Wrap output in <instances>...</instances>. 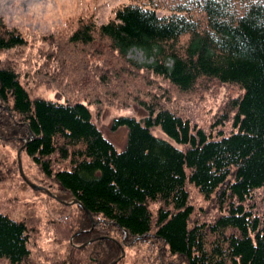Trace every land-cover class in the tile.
Wrapping results in <instances>:
<instances>
[{"label":"trees","instance_id":"16d2710c","mask_svg":"<svg viewBox=\"0 0 264 264\" xmlns=\"http://www.w3.org/2000/svg\"><path fill=\"white\" fill-rule=\"evenodd\" d=\"M158 1L130 0L103 23L80 17L67 44L93 58L95 70L108 69L104 56L112 48L134 69L181 92L199 79L236 86L239 92L206 127L136 93L149 115L118 120L129 128L118 151L93 120L88 99L31 95L13 63L29 39L0 16V142L16 144L48 184L64 210L58 216L65 219L58 223L64 236L75 230L73 242L92 237L83 247L69 242L56 264H120L121 245L139 248L138 264H264V0ZM133 47L150 61L129 59ZM56 60L52 72L46 63L36 70L40 82L56 88L70 76L74 86L82 77L85 86L89 65L76 70L70 61V71L62 56ZM120 77L125 91L127 80ZM70 88L67 83L68 94ZM121 91L98 88L94 95L109 93L121 103L127 100ZM155 125L172 140L152 133ZM189 186L218 207L214 217L192 218ZM88 213L94 218L89 230ZM27 230L24 220L0 211V258L29 264Z\"/></svg>","mask_w":264,"mask_h":264},{"label":"rangeland","instance_id":"374dc122","mask_svg":"<svg viewBox=\"0 0 264 264\" xmlns=\"http://www.w3.org/2000/svg\"><path fill=\"white\" fill-rule=\"evenodd\" d=\"M128 1L130 0H0V16L4 18L6 24L16 26L29 39V43L20 52L13 55V63L15 66L18 65L21 78L29 88L31 95L39 94L61 100L64 98L71 100L88 99L89 101L85 100V102L90 108L93 120L102 134L118 150H123L127 145L129 133L128 126L118 123V120L122 117H134L144 121L149 115V111L143 105L136 103L138 99L136 93L141 96L139 99L152 97L155 101L160 102L159 105L173 108L178 113L188 115L193 119L196 118L206 127L212 115L223 107L227 98L239 92L236 86L202 79L196 82L191 91L181 92L177 88L168 85V81L158 78L149 71L134 69L129 64L131 61L121 58L119 55L117 56L112 48H108L109 51L104 56L107 58L104 64L108 69L105 70L104 67L95 70L96 64L93 65V58H91V63L89 56H81L76 49L67 44L68 34L78 23L80 17L88 16L97 24L107 22L113 18L114 9ZM159 1L163 3L171 2V0ZM162 11L167 12L165 8H161L159 13ZM127 54L129 59L137 63L150 61L144 52L136 47L131 48ZM6 55L2 54V56ZM61 56L70 71L75 64L77 65L76 70L79 67L83 68L85 65H89L85 76V79L89 80L85 81L87 83L84 87L81 85L83 82L82 77L76 80L79 83L73 86V84L70 85L68 79L70 76L67 78L63 76L60 79V85L57 84L56 88L39 81L37 76L41 75V71L37 72L36 70L46 63L44 67L47 68L48 72H52L51 64H54L57 61L56 58H61ZM82 60L83 64H81ZM70 61H73L72 68L68 64ZM97 62H100L98 58ZM116 74H119L123 80H127L126 93L121 91L122 88L118 86V79L115 78ZM33 75H35V78L30 77ZM99 75H103L104 78L101 79ZM72 77L74 78L75 75L72 74ZM105 78L108 81L107 83L103 81ZM67 83L71 87L69 94L65 90ZM95 85L96 88L94 89L93 86ZM98 88L108 92L109 90L121 91L120 94L123 95L119 97H126L127 100L122 99L120 103V101L110 99L109 93L102 95L99 92V96L102 95L103 97L100 99L94 95ZM95 98L101 101H99L100 106H97L98 103ZM225 127L227 130L228 126ZM152 130L156 136L169 141L172 140L159 125L152 127ZM17 150L16 144L4 145L0 142V211L26 222L31 257L29 264H56V260L67 255L69 242H71L70 238L73 236L72 239H74L75 230L69 234L68 238L67 235L64 236L65 229H63L62 224H58L65 221V219L58 217L60 214L61 216L64 215L62 213L64 210L55 205L52 197L49 194L47 195L45 190L41 188L34 189L24 180L17 168L19 166ZM20 159L24 175L30 181L46 187L48 184L41 181L30 160L23 155H20ZM188 188L189 201L194 208L193 219H210L219 212L218 207L205 199L194 187L189 186ZM54 216L58 217V220H55ZM78 219L79 215L75 218V221ZM89 220L91 226L86 228L87 230L94 225L92 215H89ZM88 239L82 242L75 241L74 243L77 247H83L87 241H92V237ZM84 242V245L79 246ZM123 250V254L120 253L119 256L121 257L120 264H135L136 261V264L139 263L141 260L139 248L124 246ZM114 261H117V258ZM0 264L10 263L4 258H0Z\"/></svg>","mask_w":264,"mask_h":264},{"label":"water","instance_id":"95a60500","mask_svg":"<svg viewBox=\"0 0 264 264\" xmlns=\"http://www.w3.org/2000/svg\"><path fill=\"white\" fill-rule=\"evenodd\" d=\"M17 160H18V165H19V170H20V174H21V176L24 178V180L32 187V188H34V189H36V188H41V189H43V190H45L48 194H51L50 193V191L46 188V187H44V186H42V185H39V184H37V183H34V182H32V181H30L29 179H27V177L24 175V173H23V171H22V167H21V159H20V153H19V151L17 152ZM76 200L75 199H73L72 201H70L69 203H72V202H75ZM89 215H90V213H88ZM74 234H76V232L74 233ZM73 234V235H74ZM72 238H73V236H71V238H70V240L72 241ZM85 244V242L83 243V244H80L79 246H81V245H84ZM123 254V251H121V255Z\"/></svg>","mask_w":264,"mask_h":264},{"label":"bare ground","instance_id":"6f19581e","mask_svg":"<svg viewBox=\"0 0 264 264\" xmlns=\"http://www.w3.org/2000/svg\"><path fill=\"white\" fill-rule=\"evenodd\" d=\"M37 95H39V94H37ZM134 118V117H133ZM137 119V118H136ZM138 120H140V119H138ZM151 132L153 133V130L151 129ZM104 136V135H103ZM105 137V136H104ZM106 138V137H105ZM107 139V138H106ZM110 141V140H109ZM111 142V141H110ZM112 143V142H111ZM113 144V143H112ZM114 145V144H113ZM114 147H115V145H114ZM116 148V147H115ZM117 149V148H116ZM118 150V149H117ZM19 151V153H20V155H21V150H20V148L17 150V152ZM118 151H120V150H118ZM121 244V243H120ZM132 248H135V249H137V247H132ZM120 249H121V251H124L123 249H124V246L123 245H121L120 246Z\"/></svg>","mask_w":264,"mask_h":264}]
</instances>
